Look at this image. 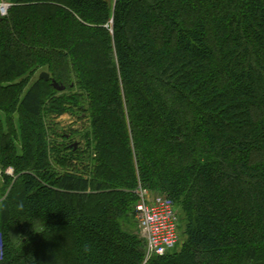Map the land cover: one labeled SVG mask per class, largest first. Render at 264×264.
Returning <instances> with one entry per match:
<instances>
[{
  "label": "trees",
  "instance_id": "trees-1",
  "mask_svg": "<svg viewBox=\"0 0 264 264\" xmlns=\"http://www.w3.org/2000/svg\"><path fill=\"white\" fill-rule=\"evenodd\" d=\"M6 1L0 264H264V0ZM77 110L75 151L46 118ZM139 184L174 201L181 251L145 262Z\"/></svg>",
  "mask_w": 264,
  "mask_h": 264
},
{
  "label": "built area",
  "instance_id": "built-area-1",
  "mask_svg": "<svg viewBox=\"0 0 264 264\" xmlns=\"http://www.w3.org/2000/svg\"><path fill=\"white\" fill-rule=\"evenodd\" d=\"M11 3L0 0V15L7 16ZM136 219L139 231L147 242L145 262L154 255H164L179 242V214L174 201L166 194L153 193L139 184Z\"/></svg>",
  "mask_w": 264,
  "mask_h": 264
},
{
  "label": "rangeland",
  "instance_id": "rangeland-1",
  "mask_svg": "<svg viewBox=\"0 0 264 264\" xmlns=\"http://www.w3.org/2000/svg\"><path fill=\"white\" fill-rule=\"evenodd\" d=\"M39 76V73L37 72L36 75L33 77V81H35ZM12 121L11 123L7 121V116L0 110V132L3 131H10L13 132L16 130L18 137L15 138V141L18 146V151L21 152V137L19 132V122H18V115L13 114L12 115ZM47 126L49 127L50 131V138L54 141H56L57 144L60 146L67 145V146H75V151L83 150L86 145V139L82 136L87 128L90 126L89 118L86 114V112L78 111L75 112H65L62 115L52 114L48 115L46 118ZM53 142V141H52ZM69 151H64L63 154H68ZM53 166L59 170H62L61 166L59 164H56L53 162ZM14 175V170L12 167L3 168V166L0 163V193H5L3 197H6V195L9 192V188L4 191L3 183H4V175ZM131 229L136 233L140 238L141 234L139 231L138 221L135 219L133 221V224L131 226ZM179 242H178V248L177 251H181L184 246V242L186 240L185 235V225H182L180 227V234H179Z\"/></svg>",
  "mask_w": 264,
  "mask_h": 264
},
{
  "label": "water",
  "instance_id": "water-1",
  "mask_svg": "<svg viewBox=\"0 0 264 264\" xmlns=\"http://www.w3.org/2000/svg\"><path fill=\"white\" fill-rule=\"evenodd\" d=\"M39 77L42 78V79L48 80V79H50V73L47 72V71H42V72L40 73ZM53 84H54V86H55L58 90H60V91H62V90H64V89L66 88V86L61 85L60 83H58V82L55 81V80H53ZM0 188H1V184H0Z\"/></svg>",
  "mask_w": 264,
  "mask_h": 264
}]
</instances>
